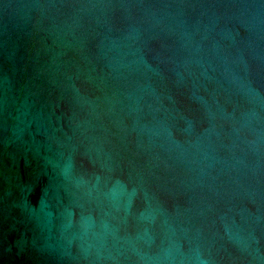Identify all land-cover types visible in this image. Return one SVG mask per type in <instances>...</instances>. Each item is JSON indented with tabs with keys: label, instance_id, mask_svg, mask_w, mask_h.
Returning <instances> with one entry per match:
<instances>
[{
	"label": "water",
	"instance_id": "obj_1",
	"mask_svg": "<svg viewBox=\"0 0 264 264\" xmlns=\"http://www.w3.org/2000/svg\"><path fill=\"white\" fill-rule=\"evenodd\" d=\"M0 264H264V0H0Z\"/></svg>",
	"mask_w": 264,
	"mask_h": 264
}]
</instances>
